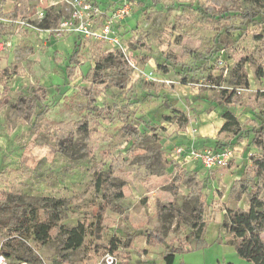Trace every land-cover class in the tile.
Here are the masks:
<instances>
[{
  "label": "rangeland",
  "instance_id": "rangeland-1",
  "mask_svg": "<svg viewBox=\"0 0 264 264\" xmlns=\"http://www.w3.org/2000/svg\"><path fill=\"white\" fill-rule=\"evenodd\" d=\"M110 1L112 11L116 1ZM131 1L133 12L115 28L128 46L132 70L126 82L127 74L106 60V43L41 26L47 10L49 17L67 15L68 0H0L6 15H0L6 25L0 32V191L18 196L35 222L62 227L44 244L32 228L24 236L5 228L0 253L8 264L16 263L18 252L48 264H63L49 260L60 252L70 264H105L107 253L116 258L113 264H165L166 249L178 247L189 232V212L198 201L190 190L198 182L205 198L202 237L176 251L173 264H252L228 243L221 223L225 207L248 206L230 187L260 153L251 129L264 121V21L258 16L242 22L235 15L257 11L264 19V0ZM222 12L231 18L219 19ZM75 48L77 56L70 59ZM230 95L233 102L227 101ZM22 96L37 99L28 121ZM92 105L107 106L108 117L91 113ZM225 109L234 112L241 129L250 130L241 141L228 131L218 135ZM84 116L88 130L74 131L71 144L60 150L45 121L77 122ZM184 117L189 123L181 128ZM127 122L140 129L139 140L122 130ZM260 134L264 142V130ZM178 145L197 150L226 145L234 156L226 173L209 171L198 160L177 156ZM106 151L127 159L113 175ZM97 168L123 198L95 186ZM56 200L62 201L54 206L58 219L49 208ZM168 202L180 215L160 210ZM99 207L105 208L101 216L94 212ZM13 211L7 206L0 217ZM77 225L84 227L83 243L64 251L65 231ZM147 229L161 234L164 243L147 239ZM109 241L117 247L114 253L105 248Z\"/></svg>",
  "mask_w": 264,
  "mask_h": 264
},
{
  "label": "trees",
  "instance_id": "trees-1",
  "mask_svg": "<svg viewBox=\"0 0 264 264\" xmlns=\"http://www.w3.org/2000/svg\"><path fill=\"white\" fill-rule=\"evenodd\" d=\"M47 12V15L42 20L41 26L44 28H51L55 25V23H57L62 14L49 17L48 15L50 10H47ZM222 14L225 16L222 17ZM0 15L3 17L6 16L1 13V10ZM217 16L219 19L225 18L227 20L228 18H231L232 15L227 16L222 12ZM258 16H260L262 21H264L262 14L257 11H244L241 13H236L235 15V17L240 18L242 22L247 20H257V18H259ZM5 28L6 25L0 23V32ZM253 36L256 39L261 38L259 34H254ZM77 45H79V43ZM76 56L77 50L75 48L70 59H74ZM106 60L115 62V68L117 70H122L123 73L127 74V82L128 73L132 69L130 68L129 62L125 55L120 50L110 51L106 55ZM100 66L101 64L97 63L95 67L98 69ZM259 69V73L261 74L260 65ZM101 82H103V79L100 78L97 80V83ZM227 101H234L232 99V95L228 97ZM19 102L22 108V117L25 118L26 121L30 120L37 107V99L30 96H22L19 97ZM91 108V113L97 114L102 118L108 117V114L110 113L109 108L104 105H92ZM221 117L224 119V121L218 131V135L224 131H228L233 133V136L236 140L241 141L246 134H249L247 132L250 130L244 131L240 128L238 117L230 109H225L222 111ZM163 120L171 122L172 117L169 115H163ZM179 123L180 127L184 128L189 123V118L184 117L183 119L179 120ZM262 123H264V121ZM262 123L259 122L258 127L251 129L253 132L251 142L254 147L260 151V153L251 157L250 163L245 166L244 176L235 179L230 187V193L236 194L239 198L243 196L247 198L248 206L247 208L225 207L224 218L221 223L222 228H224L225 232L229 234L227 239L228 243L234 246L238 256L251 262L252 264H264V197L261 196V193L264 190V142L260 134L264 130V125ZM45 124H48L46 128H48L49 131L53 130V134L58 141L57 144L60 145V150L68 148V144H71L70 142L72 140L74 131L85 132L88 130L86 116L77 122L59 121L55 124H51L50 122L45 121ZM122 130L135 140H139L142 137L140 129L129 122L123 124ZM225 146L226 145H221L215 147V149H220ZM105 154L110 160L108 165L109 175H113L117 170H120V167H122L127 160L121 154L115 155L110 151H106ZM229 162L227 165L217 169H221L222 173H226V171L231 166ZM94 172L96 187L104 185L115 199H121L124 197L123 191L120 188L113 186V184L109 182V177H103V172L100 171V168L95 169ZM192 193L197 195L198 201L197 205L189 212V232L182 239L178 240V247L170 246L166 249V253L163 256L165 264H173L175 252L181 250L184 244H188L192 239L200 241L202 237V232L205 225V198L201 193V182H198L197 185L190 190V194ZM18 198V196L0 191V213H2L3 208L7 206H10L14 210L12 214L0 217V233L3 232L5 228H8L12 234L24 236L29 232V229L32 228L34 237L39 242H41V244H44L49 239H55L62 227L53 225L50 222H35L33 218L29 216V213L23 209V204L18 201ZM60 202L62 201L56 200L49 207L50 211L53 213L52 216L57 219L59 218V215L57 214L58 211L54 206L60 205ZM159 208L161 211H175L180 215L178 208H176L172 202L161 204ZM104 209V207H99L94 212L97 213V216H101V213L104 211ZM65 233L66 239L65 245L63 247L64 251L70 248H77L82 245L85 233L83 225H77L76 227L68 229L65 231ZM146 237L149 240H155L157 243H164V238L161 236V234H158L153 230L147 229ZM105 248H107L108 252L114 253L117 247L115 243L109 241L107 244H105ZM3 252L7 256H13L14 254L12 251L3 250ZM15 257L18 260L14 264H17L21 261L39 262L30 260V253L25 254L24 252H18ZM49 260H53L56 263L60 262L63 264H70L65 256V253L63 252H60L56 258H49Z\"/></svg>",
  "mask_w": 264,
  "mask_h": 264
},
{
  "label": "built area",
  "instance_id": "built-area-1",
  "mask_svg": "<svg viewBox=\"0 0 264 264\" xmlns=\"http://www.w3.org/2000/svg\"><path fill=\"white\" fill-rule=\"evenodd\" d=\"M116 8L109 10L110 0H68L69 13L60 16L56 26L50 30L55 33L69 31L77 36L94 41L106 43L110 51L120 50L126 57L127 45L118 37L115 28H121L122 20L133 12L135 5L131 0H114ZM43 13H40V17ZM127 58V57H126ZM177 156H185L186 159L200 161L202 166L209 171L228 164L234 156L232 147L226 146L220 149L197 150L191 145H178L174 150ZM116 258L107 253L104 257L105 264H113ZM0 264H8V259L0 253ZM17 264H48L45 262L21 261Z\"/></svg>",
  "mask_w": 264,
  "mask_h": 264
},
{
  "label": "crops",
  "instance_id": "crops-1",
  "mask_svg": "<svg viewBox=\"0 0 264 264\" xmlns=\"http://www.w3.org/2000/svg\"><path fill=\"white\" fill-rule=\"evenodd\" d=\"M74 36V35H73ZM77 38V36L75 37V39Z\"/></svg>",
  "mask_w": 264,
  "mask_h": 264
}]
</instances>
